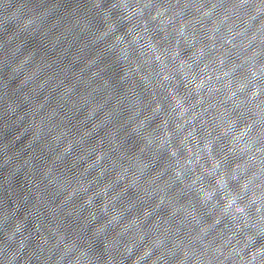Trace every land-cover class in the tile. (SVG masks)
<instances>
[{
    "label": "water",
    "instance_id": "obj_1",
    "mask_svg": "<svg viewBox=\"0 0 264 264\" xmlns=\"http://www.w3.org/2000/svg\"><path fill=\"white\" fill-rule=\"evenodd\" d=\"M0 264H264V0H0Z\"/></svg>",
    "mask_w": 264,
    "mask_h": 264
}]
</instances>
